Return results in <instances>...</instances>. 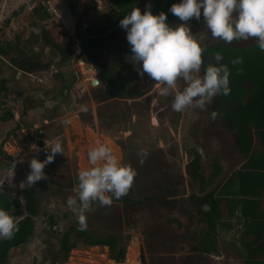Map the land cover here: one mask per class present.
Segmentation results:
<instances>
[{
	"label": "rangeland",
	"instance_id": "rangeland-1",
	"mask_svg": "<svg viewBox=\"0 0 264 264\" xmlns=\"http://www.w3.org/2000/svg\"><path fill=\"white\" fill-rule=\"evenodd\" d=\"M154 1L140 0L137 7L143 14L145 6H153ZM181 2L172 0L168 6ZM38 4L49 17L33 13ZM113 14L109 0H76L70 13L66 0H0V49L7 50L9 57L13 54L10 47L16 46L26 54L31 51L30 54L48 64L44 72L32 73L30 77L22 75L23 82L18 88L7 57L0 56V88L7 89L6 93L0 90V145L4 153L0 155V193L12 200L10 215L17 219L23 216L20 184L31 171L29 162L33 157L40 161L47 158L45 141L50 150L51 142L58 137L64 148L63 155L56 154L54 162L44 169L46 180L58 183L60 188L50 184L38 188L33 232L24 245L8 252L7 264H115L109 259L106 247H87L77 242L64 262L58 249L59 234L70 226L78 228L77 216L67 207L68 197L75 195L73 181L80 170L90 166L88 150L100 144L109 146L122 163L131 165L137 172L132 188L124 197L134 202L144 201L134 206L129 226L125 225L122 206L117 202L105 207L94 205V211L87 213V230L100 237L112 235L124 245L123 261L119 264H241V255L230 260L220 248V252L203 254L196 244L207 228L199 222L195 204L188 198L199 199L213 191L244 161L233 144L231 132L217 119L212 120L210 104L204 111L175 112L171 107L173 98L161 96L157 84L140 92L137 98L111 97L99 101L100 79L81 55L79 40L72 29L75 23H80L94 31L107 25ZM179 23L182 22L176 17L169 25ZM188 23L194 35L203 33L207 37L205 43L219 41L208 32L203 16L200 21L193 18ZM42 32L47 35V42L69 53V61L62 62L52 54L41 38ZM108 36L97 40L99 51L94 55L103 68L113 67L109 57L111 42L116 38L127 40L126 30L122 28ZM238 44L247 45L248 41ZM114 72L129 90L130 73ZM61 76L73 79L62 96L59 95ZM93 80L98 81L95 86L91 84ZM6 81L9 84L4 85ZM136 82L132 92L145 85L139 78ZM15 90L21 94L17 96ZM32 144L41 151H31ZM142 148L148 152L143 164L137 156ZM259 148L257 138L252 135V151ZM192 151L200 157L205 179L212 173L213 163L220 167L219 174L204 185L203 193L199 192V184L184 172L188 153ZM20 159L25 162L16 164L11 180V164ZM174 182L179 184L176 191L181 195L168 197ZM219 210L223 219L226 214L222 205ZM15 211L19 215H14ZM48 216L52 217L51 226Z\"/></svg>",
	"mask_w": 264,
	"mask_h": 264
},
{
	"label": "trees",
	"instance_id": "trees-1",
	"mask_svg": "<svg viewBox=\"0 0 264 264\" xmlns=\"http://www.w3.org/2000/svg\"><path fill=\"white\" fill-rule=\"evenodd\" d=\"M134 2L135 0H109L114 13L113 18L108 21L107 25L94 31L81 33V25L80 23H76L75 37L78 40H82V48L96 65L101 78L105 82L104 92L99 95L100 102L110 99L112 97L111 93H129L130 91L127 89L128 86L121 87V83L119 85L116 84L118 77L114 72L116 70L114 66L103 68L97 64L94 55L85 46L97 41L98 37L88 36L101 35L111 30L130 11ZM154 2L155 4L151 7V11L153 15H158L162 11L165 13L168 9V4L172 0H155ZM66 3L68 10L71 12L75 7L76 0H66ZM32 11L36 15H42L45 18L49 17L41 4L34 7ZM175 18L172 13H169L167 15V23L170 24ZM120 29V26L117 27L109 36L115 34ZM41 36L44 44L49 47L54 56L58 57L62 62L69 61V53H65L60 46L47 42L48 38L45 33L42 32ZM84 37L87 38L83 40ZM65 40L66 44H68V37ZM238 42L241 41H233L232 44H227L222 40L213 44L204 42L207 48L203 57L204 67L201 69V75H203L204 70L209 64H217L214 59V55L217 52H220L223 56V59L219 63L227 65L231 73L229 77L230 94L214 97L208 107V111L210 114L214 111L219 113L216 119L224 128L231 132L235 148L244 157V161L239 168L218 186L216 191L217 198H213L215 191L208 192L199 199L188 198L195 204V212L199 216V222L204 223L207 228V231L202 233L198 240L199 249L205 253L211 250L210 237L212 236L214 224L211 219L216 218L217 220L218 218L219 211L217 210V205L224 203L228 217H231L237 211L239 217L244 220L255 221L258 213V196L262 185L261 182L264 181V52L259 50L254 39L248 40L247 45L238 44ZM10 49L13 53L11 56L8 57L9 52L3 49H0V56L7 57V62L12 69L24 74L39 73L47 70L48 64L42 63L34 55L30 54L31 51L26 54L16 46H12ZM237 57L242 58L243 63L233 66L230 61ZM81 64L83 65V62ZM237 69H242V72L238 74ZM72 80V76L60 77V96L69 89ZM17 128L15 126V129ZM252 135H255L259 143L260 148L257 151H252L251 149ZM3 154L0 145V155ZM187 157L189 159L184 166V172L189 179L199 184V192L203 193L205 189L204 185L211 182L219 174L220 167L217 163H213L211 165L212 173L205 179L202 174L199 155L195 151H192V153H188ZM73 183L76 186L77 176ZM48 184L60 188V185L56 182L43 180L38 185L26 187L21 191V213L23 216L17 219L19 230L14 234L12 239H0V264H7L8 252L24 245L31 236L33 232V218L38 213L36 192L39 187H44ZM178 186L177 182L171 185L168 197L181 195L176 191V187ZM150 198L145 199V201L150 200ZM11 202L12 200L8 195L0 193V209L7 212L11 211ZM113 202H117L122 206L125 218L124 223L129 226L131 221L129 220V222L128 219L135 212L134 206L144 201L134 202L123 197L118 200L113 198ZM202 206H206L208 211H204ZM13 214L19 215V212L15 211ZM47 219L49 226H51L53 223L52 217L48 216ZM77 242L87 247H106L108 257L112 262L119 264L123 261L124 245L119 244L114 236L100 237L89 230L80 231L79 228L70 226L63 233L59 234L58 237V249L63 262L67 259L69 252L76 247Z\"/></svg>",
	"mask_w": 264,
	"mask_h": 264
},
{
	"label": "clouds",
	"instance_id": "clouds-1",
	"mask_svg": "<svg viewBox=\"0 0 264 264\" xmlns=\"http://www.w3.org/2000/svg\"><path fill=\"white\" fill-rule=\"evenodd\" d=\"M145 7L143 14L138 7L132 8L119 23L126 30L131 50V56H126L125 60L133 64L141 79L147 75L149 80L155 81L161 96L173 98L171 107L175 112L204 111L214 97L227 96L231 92V73L227 65L219 63L223 59L220 52L214 55L217 64H209L201 75L207 37L203 33L194 35L188 23L190 20L200 21L203 16V22L214 39L227 44L254 39L259 50L264 52V0H182L169 9L182 22L176 25L167 23L163 11L153 15L151 4ZM230 63L236 66L243 60L237 57ZM241 72L242 69H237L238 74ZM218 115V112H212V120ZM45 145L47 158L40 161L33 157L30 160L31 171L21 182V189L46 180L45 167L54 162L56 154L64 153L58 137L51 142L50 150L48 142L45 141ZM30 150L41 151L35 144ZM147 155L146 149L138 151L141 164ZM87 158L90 166L79 171L73 189L75 195L67 199V207L78 218L80 231L87 230V213L94 211V205L110 206L113 198L118 200L126 196L137 175L136 170L122 163L107 145L91 147ZM24 162L23 159L12 162L11 180L16 164ZM18 230L17 218L0 209V239H12Z\"/></svg>",
	"mask_w": 264,
	"mask_h": 264
},
{
	"label": "flooded vegetation",
	"instance_id": "flooded-vegetation-1",
	"mask_svg": "<svg viewBox=\"0 0 264 264\" xmlns=\"http://www.w3.org/2000/svg\"><path fill=\"white\" fill-rule=\"evenodd\" d=\"M170 5L167 6L168 8L167 10L171 8ZM68 12L70 13L69 10ZM169 13L171 12L169 11L168 14ZM56 18L58 19V21H60L57 16ZM72 30L75 33L76 23L73 26ZM88 31H91V29H87V27L81 26V30H80L81 33H85ZM101 35H93L88 37H98V39H100L101 37H104ZM86 38L87 37H84L83 40H85ZM79 41H81V46H82V40ZM111 43L113 44V46ZM111 43L110 44L112 46L111 47L112 49L110 51V56H109L111 59V65L116 68V71H118V73H122V74L125 72L130 73V77L127 79L129 83L130 92L111 93L112 97L137 98L138 96L137 93L145 91L147 89H151L156 85V82L149 80L147 75H145V77L141 79L138 73L134 71L133 64L130 62H126L125 57L131 56L130 45L128 44L127 40L123 38H116ZM85 48L89 50L90 53H92L93 55H95L96 51H99V46L97 45V41L86 44ZM80 53L81 55H83V53L86 52L83 49V51L82 52L80 51ZM138 78L142 82L145 81V85L138 91L132 92V90H135L137 84L136 80ZM99 79L103 93L105 82L103 81L101 76L99 77ZM119 83H121V87L126 86L125 83L122 82L121 79L118 77V82H116V84L119 85ZM181 87H182V82H181ZM261 184L262 185L258 196L257 219L255 221L244 220L243 218L239 217L237 211H235L231 217H228L226 206L224 205V203L218 204L217 205V210L219 211L218 218L217 220L216 218L211 219L212 222L214 223L212 229V236L210 237L211 250L208 253H205L203 251L201 252L199 250L201 253L211 255L216 252H220L219 251L220 248L222 252H225L227 254L226 256L230 260L237 259L239 255H241V260H240L241 264H264V181H262ZM217 187L213 189V191H215L213 194V198H217V192H216ZM220 205L223 206L226 214L223 219H221V214L219 210ZM202 209L206 211L207 207L202 206ZM198 240L196 241L197 246H198ZM193 249L194 247L192 246L191 250Z\"/></svg>",
	"mask_w": 264,
	"mask_h": 264
},
{
	"label": "water",
	"instance_id": "water-1",
	"mask_svg": "<svg viewBox=\"0 0 264 264\" xmlns=\"http://www.w3.org/2000/svg\"><path fill=\"white\" fill-rule=\"evenodd\" d=\"M139 2H140V0H135V2H134V4H133L132 8L137 7L138 4H139ZM132 8L130 9V11H129L126 15L130 14ZM165 14L167 15L168 12L165 13ZM119 23H120V22H119ZM119 23H118L116 26H114L111 30H109L108 32H106L105 34H103V35H101V36H107V35H109L114 29H116L117 27H119ZM78 44H79V49H80V51L82 52L83 49H82V46H81V41H79ZM83 57H84V58L86 59V61L89 63L90 67L94 70V72L96 73V75H97L98 77H100L99 70L97 69V67L95 66V64L92 62V60L90 59V57H89L86 53H83ZM97 83H98L97 80H93V81L91 82V84H92L93 86H95ZM139 93H140V92H139ZM139 93H137V94H139ZM205 209H206V208H205Z\"/></svg>",
	"mask_w": 264,
	"mask_h": 264
},
{
	"label": "crops",
	"instance_id": "crops-1",
	"mask_svg": "<svg viewBox=\"0 0 264 264\" xmlns=\"http://www.w3.org/2000/svg\"><path fill=\"white\" fill-rule=\"evenodd\" d=\"M13 71L15 72L14 73V80H15L14 84L16 86H18V88L22 85V82H23L21 76L24 75V76L30 77V75H31V74L25 75L24 73H22L20 71H16L14 69H13ZM5 84H9V82L6 81V82H4V85ZM0 90H2V93H6L7 92V89H5V87H1ZM13 92H15L17 96H19L21 94V92L19 90H15Z\"/></svg>",
	"mask_w": 264,
	"mask_h": 264
},
{
	"label": "built area",
	"instance_id": "built-area-1",
	"mask_svg": "<svg viewBox=\"0 0 264 264\" xmlns=\"http://www.w3.org/2000/svg\"><path fill=\"white\" fill-rule=\"evenodd\" d=\"M36 82H38V83L41 82V79L40 78L36 79Z\"/></svg>",
	"mask_w": 264,
	"mask_h": 264
}]
</instances>
